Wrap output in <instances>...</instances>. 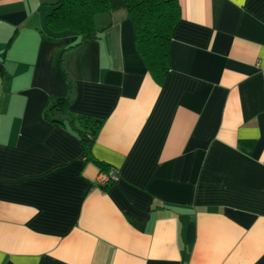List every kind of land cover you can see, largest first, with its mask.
I'll return each instance as SVG.
<instances>
[{"label":"crops","instance_id":"obj_1","mask_svg":"<svg viewBox=\"0 0 264 264\" xmlns=\"http://www.w3.org/2000/svg\"><path fill=\"white\" fill-rule=\"evenodd\" d=\"M59 1L0 0V264H264V0H178L162 83Z\"/></svg>","mask_w":264,"mask_h":264},{"label":"trees","instance_id":"obj_2","mask_svg":"<svg viewBox=\"0 0 264 264\" xmlns=\"http://www.w3.org/2000/svg\"><path fill=\"white\" fill-rule=\"evenodd\" d=\"M117 8L126 11L133 25L136 50L155 81L162 83L168 70L172 29L180 17L178 0H60L47 14L46 25L50 32L76 34L81 40L100 29L96 24L98 14ZM63 101L67 100L59 99L50 107L55 117L61 115ZM82 139L88 147L87 133L83 132Z\"/></svg>","mask_w":264,"mask_h":264},{"label":"built area","instance_id":"obj_3","mask_svg":"<svg viewBox=\"0 0 264 264\" xmlns=\"http://www.w3.org/2000/svg\"><path fill=\"white\" fill-rule=\"evenodd\" d=\"M117 179V174L113 170L100 171L96 176V183L100 186L109 184Z\"/></svg>","mask_w":264,"mask_h":264}]
</instances>
